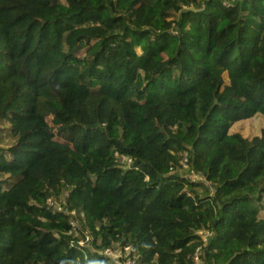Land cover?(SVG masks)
Masks as SVG:
<instances>
[{
    "label": "trees",
    "instance_id": "obj_1",
    "mask_svg": "<svg viewBox=\"0 0 264 264\" xmlns=\"http://www.w3.org/2000/svg\"><path fill=\"white\" fill-rule=\"evenodd\" d=\"M257 115L264 0H0V264H264Z\"/></svg>",
    "mask_w": 264,
    "mask_h": 264
},
{
    "label": "rangeland",
    "instance_id": "obj_2",
    "mask_svg": "<svg viewBox=\"0 0 264 264\" xmlns=\"http://www.w3.org/2000/svg\"><path fill=\"white\" fill-rule=\"evenodd\" d=\"M217 76H221L225 83L228 82L227 71L225 69L214 70L213 73L209 76L208 81L212 80L213 78ZM170 121H172V117H170ZM6 125L8 124L3 123V125H1V129H0V140L1 141L6 140L9 136V129H7L9 127ZM263 127H264V120L261 118V116L257 115V116H253L248 119H244V120H240L236 122L233 125L231 132L239 131L246 137H252L258 134L259 130ZM192 176L195 177L194 175ZM262 215H264V209L262 210Z\"/></svg>",
    "mask_w": 264,
    "mask_h": 264
},
{
    "label": "built area",
    "instance_id": "obj_3",
    "mask_svg": "<svg viewBox=\"0 0 264 264\" xmlns=\"http://www.w3.org/2000/svg\"><path fill=\"white\" fill-rule=\"evenodd\" d=\"M221 1L222 4L224 5H230L234 0H219ZM113 155L115 157V160L117 162H119L120 164L123 165H129L132 161L131 157L119 152L118 150H114ZM53 204V201L49 198L48 199V206H51ZM205 234H209L208 231L205 232ZM125 251V257L123 259V262L121 264H134V262L131 260V258L127 255L128 251H127V247L124 248ZM105 254L110 255L113 258H117L121 253H122V249L121 248H117L116 250H111L110 248H107L104 250ZM192 260L195 264H197L199 262V253L198 250H196L193 255H192Z\"/></svg>",
    "mask_w": 264,
    "mask_h": 264
}]
</instances>
